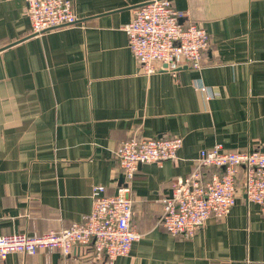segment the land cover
I'll use <instances>...</instances> for the list:
<instances>
[{"label": "crops", "instance_id": "crops-1", "mask_svg": "<svg viewBox=\"0 0 264 264\" xmlns=\"http://www.w3.org/2000/svg\"><path fill=\"white\" fill-rule=\"evenodd\" d=\"M78 23L32 37L24 0H0V235L80 223L93 188L115 194L123 141L181 138L174 161L143 164L131 198L142 235L115 264H264V212L238 201L192 239L160 225L162 200L202 150L264 151V0H169L204 28L202 69L147 76L123 27L154 0H71ZM201 87L211 89L206 100ZM241 174V173H240ZM241 181V180H240ZM0 264H106L91 245L10 255Z\"/></svg>", "mask_w": 264, "mask_h": 264}, {"label": "built area", "instance_id": "built-area-1", "mask_svg": "<svg viewBox=\"0 0 264 264\" xmlns=\"http://www.w3.org/2000/svg\"><path fill=\"white\" fill-rule=\"evenodd\" d=\"M36 35L65 29L78 23L76 6L71 0H24ZM187 13L178 11L169 0H154L135 9L133 20L123 27L129 49L142 69L152 76L162 70L175 74L183 66L205 67L204 55L210 45L208 32ZM206 100L211 89L201 87ZM181 138L145 139L131 137L115 152L123 183L115 194L106 188H93V209L80 223L62 231L39 236L26 233L0 235V261L10 255H36L40 251H61L70 255L75 249L91 245L97 259L115 264L130 254L142 235L132 225L134 179L143 164L162 165L178 158ZM244 173V193L249 202L264 212V151H226L220 144L202 150L192 172L180 177L170 197L162 200L160 225L173 237L192 239L209 218L227 217L238 201V177Z\"/></svg>", "mask_w": 264, "mask_h": 264}, {"label": "trees", "instance_id": "trees-1", "mask_svg": "<svg viewBox=\"0 0 264 264\" xmlns=\"http://www.w3.org/2000/svg\"><path fill=\"white\" fill-rule=\"evenodd\" d=\"M241 180V181H240ZM241 183V185H243L244 187V173L241 172V174L238 177V185Z\"/></svg>", "mask_w": 264, "mask_h": 264}, {"label": "water", "instance_id": "water-1", "mask_svg": "<svg viewBox=\"0 0 264 264\" xmlns=\"http://www.w3.org/2000/svg\"><path fill=\"white\" fill-rule=\"evenodd\" d=\"M150 3H152V1L151 2H149V3H145V4H142V5H140V6H137V7H134V9H137V8H140V7H143V6H145V5H148V4H150ZM79 22V21H78ZM34 36H38V35H36V34H33L32 35V37H34ZM123 178L121 179V183L120 184H122L123 183ZM247 197V196H246Z\"/></svg>", "mask_w": 264, "mask_h": 264}]
</instances>
